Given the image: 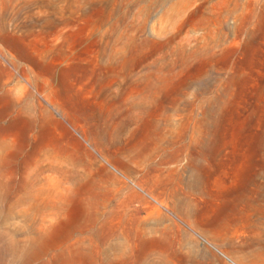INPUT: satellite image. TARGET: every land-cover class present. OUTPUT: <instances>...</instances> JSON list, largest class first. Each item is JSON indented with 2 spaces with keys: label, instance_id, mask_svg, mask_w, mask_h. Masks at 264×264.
<instances>
[{
  "label": "rangeland",
  "instance_id": "obj_1",
  "mask_svg": "<svg viewBox=\"0 0 264 264\" xmlns=\"http://www.w3.org/2000/svg\"><path fill=\"white\" fill-rule=\"evenodd\" d=\"M0 264H264V0H0Z\"/></svg>",
  "mask_w": 264,
  "mask_h": 264
}]
</instances>
